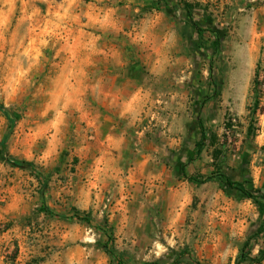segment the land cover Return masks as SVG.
<instances>
[{"label": "rangeland", "instance_id": "rangeland-1", "mask_svg": "<svg viewBox=\"0 0 264 264\" xmlns=\"http://www.w3.org/2000/svg\"><path fill=\"white\" fill-rule=\"evenodd\" d=\"M183 1L198 36L156 0H0V139L46 180L0 161V264H112L71 209L110 229L124 264H189L182 252L234 264L244 241L241 264H264L251 202L179 174L207 177L217 149L215 171L264 186V95L259 115L245 111L255 66L264 71V0ZM93 112L110 125L94 131ZM196 119L217 141L187 161Z\"/></svg>", "mask_w": 264, "mask_h": 264}, {"label": "trees", "instance_id": "trees-1", "mask_svg": "<svg viewBox=\"0 0 264 264\" xmlns=\"http://www.w3.org/2000/svg\"><path fill=\"white\" fill-rule=\"evenodd\" d=\"M156 2L157 4L159 3L167 7H172V6L178 7V9L183 14L186 24H189L190 28H192L196 36L199 35V30H197L194 27L193 23L190 20V15L193 12V6L191 4L183 0H156ZM263 95H264V71L260 70L256 65L252 75L251 82L249 84L248 104L245 107V111L248 118L251 119L252 116L259 115L261 113L262 109L260 106V100ZM0 113L2 116H4V119L7 121L9 125V120H7L8 117L6 113L1 109V107H0ZM195 122L198 130V138L197 141L192 146V157L187 159V161L188 160L191 161L195 159L204 146L207 145L208 147L213 148V144L217 141V138H215V136L205 135L197 119ZM255 130L256 129L253 128L252 124L248 122L244 130V136L246 138H252L254 136L253 133ZM220 137L222 139L224 138L223 135H221ZM5 138L6 137L4 135L0 139V161L11 167L26 170L28 174H30L34 178V180L37 182L40 188L43 189L46 181L45 177L40 172L36 171L31 163L16 161L5 155L4 153ZM259 150L264 152V140ZM220 156H221V152L219 150L212 149V151L210 152V160H211L210 166L213 168L214 172L210 173L207 177L199 178V177L186 176L182 169L179 170L180 177L186 182L195 185L203 184L204 182L213 180L222 190L233 191L239 198L250 201L251 204L254 206L257 215L261 217V222L258 225V227L255 229L253 235L254 237H257L258 235H263L264 238V186L258 189H253L249 182L235 183L230 181L223 174L219 173L218 171H215L219 164L217 160L219 159ZM37 211L50 218H55V219L61 218V216L53 215L52 213L47 211L45 207L41 205L38 207ZM66 218L69 221L79 223L95 231L96 234H98L101 238H103L100 248L104 253V255L109 259V261L112 264H124L121 258L115 255L110 250L109 248L110 235H111L110 229L103 222L94 223L88 218L87 215L77 213L72 209L67 213ZM246 247H247V241H244L241 244L238 254L235 257L234 264H241L244 260H246V256L242 254L243 250ZM12 252L14 254L15 248H13ZM180 256H185L182 258H184L189 264H197L196 262L192 261V259H190L189 256L186 255V253L182 252L180 253ZM263 257H264V243H263V248L257 251V257L255 261H260ZM144 264H156V263H144Z\"/></svg>", "mask_w": 264, "mask_h": 264}, {"label": "crops", "instance_id": "crops-1", "mask_svg": "<svg viewBox=\"0 0 264 264\" xmlns=\"http://www.w3.org/2000/svg\"><path fill=\"white\" fill-rule=\"evenodd\" d=\"M122 106L123 107L121 109V114H123L122 115L123 118H126V117H128V115L130 116V114L133 112V107H135V100L130 99V100L123 101ZM124 115H127V116H124ZM131 116H132V114H131ZM130 118H132V117H130ZM150 118H151V116H148L147 121H150L151 120ZM86 124L91 126L94 131L95 130L98 131L102 127L110 125L108 122V119L106 117H104V115L97 113V112H93L90 117L86 118ZM109 145H110V143H109ZM125 148L126 147L123 145L122 150H125Z\"/></svg>", "mask_w": 264, "mask_h": 264}]
</instances>
